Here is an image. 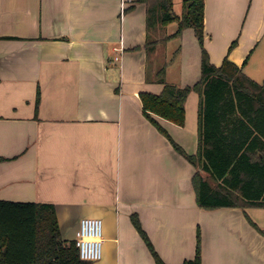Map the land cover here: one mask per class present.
<instances>
[{
  "label": "crops",
  "instance_id": "obj_1",
  "mask_svg": "<svg viewBox=\"0 0 264 264\" xmlns=\"http://www.w3.org/2000/svg\"><path fill=\"white\" fill-rule=\"evenodd\" d=\"M132 3L0 0V36L15 37L0 40V200L55 204L65 240L82 218H101L103 256L93 264H156L133 216L168 264L195 257L198 228L202 264H264V233L248 219L255 207H201L197 168L145 116L141 93L162 91L155 72L171 39L149 58L146 5L125 12ZM189 29L166 61L167 81L181 87L201 77ZM263 39L264 0H205L215 65L228 56L250 67ZM199 102L191 91L184 125L155 115L188 154L198 151Z\"/></svg>",
  "mask_w": 264,
  "mask_h": 264
},
{
  "label": "trees",
  "instance_id": "obj_2",
  "mask_svg": "<svg viewBox=\"0 0 264 264\" xmlns=\"http://www.w3.org/2000/svg\"><path fill=\"white\" fill-rule=\"evenodd\" d=\"M146 5V51L150 58L159 44L180 38L192 28L202 49L201 77L193 85L181 87L166 79L167 63L155 72L164 85L160 93L142 92L143 112L147 118L197 168L193 185L198 204L207 209L218 207H264V80L257 81L226 56L215 65L204 45L205 0H183L177 12L175 0H135ZM176 22L174 33L166 27ZM3 38H15L0 36ZM234 41L230 49L234 47ZM191 91L200 96L199 145L188 154L155 118L175 124L186 121L185 103ZM40 102V90L37 103ZM3 158H0V160ZM248 219L262 233L255 222ZM133 222L146 240L156 264L166 263L143 230L138 217ZM0 264H93L80 257L76 240L62 237L56 206L53 203L0 200ZM183 264H202V234L197 231L194 258Z\"/></svg>",
  "mask_w": 264,
  "mask_h": 264
},
{
  "label": "rangeland",
  "instance_id": "obj_3",
  "mask_svg": "<svg viewBox=\"0 0 264 264\" xmlns=\"http://www.w3.org/2000/svg\"><path fill=\"white\" fill-rule=\"evenodd\" d=\"M132 2H135V0H132ZM176 5H175V9L177 12L181 13L183 11V0H175ZM178 28V24L176 22L170 23L167 27H166V32L167 33H173L177 30ZM190 31H192L193 29L190 28ZM193 32V31H192ZM194 36V33H192ZM185 41L188 43L190 42V38L187 37L185 38ZM182 45V39L181 38H173L170 41H168L167 43L161 45L163 47V53L162 56L160 55V59L157 61V66L158 68L164 64V62H166L167 60H169L173 54L175 53V51L178 50L179 47H181ZM252 62L250 63V67L244 69V71L251 76L253 79L257 80V81H263L264 80V39L263 41L260 43L254 57L252 58ZM177 64V63H176ZM177 65H174V68L170 69L169 72V78L171 80L176 79L177 78V74H178V68L176 67ZM253 217L255 218V223L262 228L261 226H263L262 229H264V209L262 208H254L253 209ZM261 225V226H260Z\"/></svg>",
  "mask_w": 264,
  "mask_h": 264
},
{
  "label": "built area",
  "instance_id": "obj_4",
  "mask_svg": "<svg viewBox=\"0 0 264 264\" xmlns=\"http://www.w3.org/2000/svg\"><path fill=\"white\" fill-rule=\"evenodd\" d=\"M103 226L104 222L99 217H84L81 219L75 240L82 259L96 261L102 258Z\"/></svg>",
  "mask_w": 264,
  "mask_h": 264
}]
</instances>
